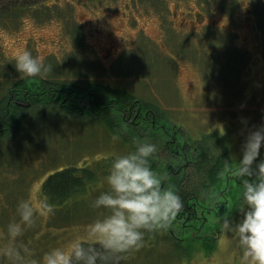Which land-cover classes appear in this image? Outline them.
<instances>
[{"label": "rangeland", "instance_id": "1", "mask_svg": "<svg viewBox=\"0 0 264 264\" xmlns=\"http://www.w3.org/2000/svg\"><path fill=\"white\" fill-rule=\"evenodd\" d=\"M11 1L0 0V101L20 78L14 57L27 50L53 66L43 79L91 84L119 101L127 91L155 105L192 137L209 163L223 155L233 161L229 169L238 168L247 131L264 125V0H48L45 6L6 9ZM24 113L18 131L0 138V247L8 242L7 225L19 221V203L27 200L37 209L35 224L25 227L17 242L40 260L85 234L104 211L91 203L108 190L111 159L142 141L126 140L130 134L124 129L126 136L114 141L110 115L80 118L47 105ZM144 138L154 143L153 137ZM155 144L153 168L169 155L163 144ZM261 159L264 146L255 163ZM68 166L83 168L79 172L86 173L87 186L58 203L42 192L43 182ZM185 173L203 197L206 174L192 165ZM44 201L53 213L39 214ZM230 217L234 222L242 218L237 209ZM178 238L167 230L146 233L143 247L121 260L244 264L235 240L220 226L210 251L197 243L188 254L189 241ZM0 264L9 262L0 256Z\"/></svg>", "mask_w": 264, "mask_h": 264}, {"label": "clouds", "instance_id": "2", "mask_svg": "<svg viewBox=\"0 0 264 264\" xmlns=\"http://www.w3.org/2000/svg\"><path fill=\"white\" fill-rule=\"evenodd\" d=\"M14 60L22 79H43L53 71L44 58L27 50ZM112 139L119 140L120 136L113 134ZM262 146L264 125L248 130L242 159L233 174L242 189L241 202L235 207L242 218L234 222L226 214L216 221L235 240L244 264H264V159L255 163ZM157 152L156 144L137 142L134 151L114 156L106 177L108 190L91 203L92 208L104 211L87 225L82 237L66 247L52 248L40 260L33 258L27 245L17 242L25 227L34 226L37 215L29 201H21L17 208L19 221L7 225L8 242L0 247V256L9 264H118L123 254L138 251L146 233L167 230L184 208L181 196L171 187H164L167 178L152 169L151 158ZM53 211L46 201L39 205L40 215Z\"/></svg>", "mask_w": 264, "mask_h": 264}, {"label": "trees", "instance_id": "3", "mask_svg": "<svg viewBox=\"0 0 264 264\" xmlns=\"http://www.w3.org/2000/svg\"><path fill=\"white\" fill-rule=\"evenodd\" d=\"M40 1V2H39ZM158 2V0H156ZM7 3V2H6ZM38 4H42L43 6L48 5V0H12L11 2L5 4L6 9H21L25 8H34V6H39ZM41 5V6H42ZM15 85L9 89V93L6 95L3 101H0V138H4L10 133L18 131L20 124L23 122L25 113L24 111L28 110V108H24V106L17 104L14 100L21 101L22 93L27 94L26 90L29 91L31 87L36 86L42 88L40 97L35 100L32 99V106L41 105V106H56L63 110H66L72 114L77 116H81L83 118L87 113H91L92 118L96 119H106L107 116H111L112 119L110 124L115 129L114 131L118 135H125L123 133V129L127 130L128 135L126 136V140L132 139V141H144V136H151L154 139L155 143L163 144V147L169 152L168 160H164L161 166L152 167L154 171H156L161 176H165L167 179L164 181V187H171L174 191H176L184 201L183 210L177 215L175 223L179 228L180 236H183V240L189 241L188 249L186 253H190V247L194 246L197 243L203 244V247L208 251L213 249L215 237H206V236H193L191 232L193 231V226L196 221H198L199 214L190 212H186V207L193 208L192 199L202 198V195L199 194L197 190V186H190V180H187L185 168L190 165L195 168V171L198 173L206 174L204 180V196L202 199V203L208 206L211 204V201L217 199V197H222L227 199L226 206L223 208L221 215L225 216L226 214L232 215L233 212L236 211L238 204L242 199V189L238 184V181H235L234 186L232 185L233 191L228 196L223 194V190L226 186V182L228 181V176L226 175L227 167L233 163L232 159H227L226 156H220L215 158V156L210 159V163L208 160V154L202 151L200 146H197V142L194 140L192 154H187L186 159L189 160L188 164H185V157L182 154H176L172 150H169L166 147V142L164 136L165 127L161 126H150L149 123L143 124L140 120V114L136 113L137 111H143L145 107H150L153 112L156 113L157 122H163V124H167L169 122L165 117L157 110L156 106L150 104L148 102L143 101L139 97L129 94L127 91L125 95H121L124 99L119 101L118 99L107 96L106 92H102L94 86L89 85H74V84H60L53 80L41 79L38 77L31 78H19L16 80ZM53 89L56 91V94L65 93L67 96V102H70L67 106H60L56 101L59 98H55L52 95L47 99V89ZM20 96V97H19ZM14 97V100L12 99ZM51 100L56 102L55 104H46L42 101ZM142 116V115H141ZM143 117V116H142ZM146 120V119H144ZM172 126H177L174 122ZM142 134V135H140ZM137 137V139L135 138ZM187 140L192 141V137H187ZM195 146V147H194ZM169 158L171 160H169ZM206 161V162H204ZM226 161V162H225ZM228 162V164H227ZM82 167L78 168L76 166H68L63 167L61 170L52 172L48 175V177L44 180L42 186V192L45 195H48L56 202L61 203L64 200H67L74 196L77 192H83L86 189V178L84 175L86 173H80ZM83 169V168H82ZM85 170V169H84ZM89 177V175L87 174ZM96 181V180H93ZM236 188V189H235ZM233 193V194H232ZM188 201V202H187ZM57 203V204H58ZM229 209H232L229 212ZM192 210V209H191ZM198 216V217H197ZM173 226V225H172ZM171 226V227H172ZM170 228L167 231L170 233ZM173 231V230H172ZM186 241V243H187ZM118 264H123L121 258L119 259Z\"/></svg>", "mask_w": 264, "mask_h": 264}, {"label": "flooded vegetation", "instance_id": "4", "mask_svg": "<svg viewBox=\"0 0 264 264\" xmlns=\"http://www.w3.org/2000/svg\"><path fill=\"white\" fill-rule=\"evenodd\" d=\"M31 87V89L29 91L26 90L27 94H23L22 93V98L21 101L18 100H14V97L12 98L17 104L24 106V108H28L30 106H32L33 102L32 99L37 100L40 97H43V95H40L39 93L41 92L42 88L37 87L35 88ZM47 99L53 94H56V91L51 89H47ZM9 93V91H8ZM52 93V94H51ZM20 97V96H19ZM55 98H59L58 101H56L58 103V105L60 106H67L70 104V102H67V96H65V93H59L57 95L54 96ZM44 98V97H43ZM46 101H42L46 104H55L56 102H53L51 100H47ZM153 110V109H152ZM151 110L150 107H145V109L143 111H137V114H140V120L143 122V124H147L149 123L150 126H161L162 128L165 127V134L164 136H166L165 138V144L166 147L169 150H172L173 152H175L176 154H182L184 157L187 156V154H192L191 148H193L194 144V139L192 138V141L187 140L188 136L183 135L180 132V129L178 126H172V123L170 124L169 122H167V124H163V122H157L156 119V113L153 112ZM143 117H142V116ZM146 119V120H144ZM142 135V134H140ZM190 137V136H189ZM195 147V146H194ZM189 160L186 159L185 157V164H188ZM259 163V162H258ZM228 164V162H227ZM239 166V165H238ZM236 168H232L229 169V167H227V172L226 175L228 176V181L226 182V186L223 190V194H226L229 196L231 194V192L233 191L232 185L234 186L233 183H235V181H237L236 179H234V172H235ZM239 182V181H238ZM239 184V183H238ZM236 189V188H235ZM233 194V193H232ZM202 199L203 197L197 198V199H192L193 208H189V206L186 207V212L188 213V210L190 212H193V214L197 213L199 214L200 218L198 217V221H196L194 223L193 226V231L191 232V235L193 236H206V237H212L214 236L215 238L218 237V233H219V224H217V218L219 216H222V210L223 208L226 206V202L227 199L222 198V197H217V199L211 201V204L209 205L210 208H207L208 206H206L205 204L202 203ZM188 202V201H187ZM170 234H172L175 238H178V236H176L175 234H173L172 229H170ZM183 236L179 237L178 239L180 241L183 240Z\"/></svg>", "mask_w": 264, "mask_h": 264}]
</instances>
